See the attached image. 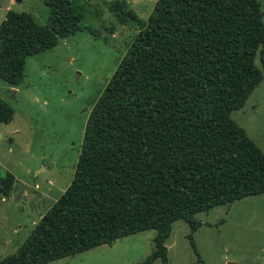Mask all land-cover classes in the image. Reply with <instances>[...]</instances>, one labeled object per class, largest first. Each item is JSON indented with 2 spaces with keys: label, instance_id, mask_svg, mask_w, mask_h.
<instances>
[{
  "label": "trees",
  "instance_id": "1",
  "mask_svg": "<svg viewBox=\"0 0 264 264\" xmlns=\"http://www.w3.org/2000/svg\"><path fill=\"white\" fill-rule=\"evenodd\" d=\"M45 4L44 25L12 9L0 21V78L10 86L29 55L81 29L73 0ZM108 12L137 32L88 114L72 181L0 264H45L147 229L154 249L141 264H169L175 220L194 232L197 212L264 193V152L231 117L263 78L260 1L156 0L144 20L112 0ZM12 117L0 99V122ZM12 179L0 178L1 193Z\"/></svg>",
  "mask_w": 264,
  "mask_h": 264
},
{
  "label": "rangeland",
  "instance_id": "2",
  "mask_svg": "<svg viewBox=\"0 0 264 264\" xmlns=\"http://www.w3.org/2000/svg\"><path fill=\"white\" fill-rule=\"evenodd\" d=\"M110 1L73 0L83 14L81 29L29 55L20 85L0 78V99L13 109L11 121L0 122V178L7 173L13 178L9 194L0 192V259L17 251L72 181L88 114L137 32L108 12ZM126 1L145 20L156 0ZM259 1L264 12V0ZM8 9L47 22L45 0H0V21ZM255 62L263 78L231 117L264 152L259 54ZM194 218L200 222L194 232L182 219L172 223L166 239L169 264H264V193L197 212ZM155 235L154 229L143 230L45 264H141L154 249Z\"/></svg>",
  "mask_w": 264,
  "mask_h": 264
},
{
  "label": "water",
  "instance_id": "3",
  "mask_svg": "<svg viewBox=\"0 0 264 264\" xmlns=\"http://www.w3.org/2000/svg\"><path fill=\"white\" fill-rule=\"evenodd\" d=\"M19 1V0H18Z\"/></svg>",
  "mask_w": 264,
  "mask_h": 264
}]
</instances>
